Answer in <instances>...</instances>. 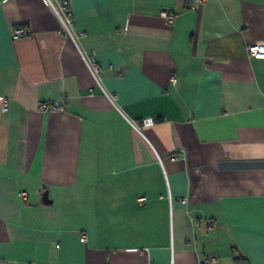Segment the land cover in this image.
Listing matches in <instances>:
<instances>
[{
	"label": "crops",
	"instance_id": "1",
	"mask_svg": "<svg viewBox=\"0 0 264 264\" xmlns=\"http://www.w3.org/2000/svg\"><path fill=\"white\" fill-rule=\"evenodd\" d=\"M67 1L0 0V264H264V0Z\"/></svg>",
	"mask_w": 264,
	"mask_h": 264
},
{
	"label": "built area",
	"instance_id": "2",
	"mask_svg": "<svg viewBox=\"0 0 264 264\" xmlns=\"http://www.w3.org/2000/svg\"><path fill=\"white\" fill-rule=\"evenodd\" d=\"M177 1L185 3L188 6V8L194 10L200 3L205 2L206 0H177ZM48 3L60 22V26H61L60 32L63 35L70 37L71 40L75 42V40L80 34H76L74 32V24H73L72 15L69 9L68 1L67 0H57L55 2H51L50 0H48ZM161 15L164 18L165 22L171 23L173 21V15H171L170 13L162 12ZM28 34H29V31L25 27H16L13 29L12 37L21 38V37L27 36ZM247 53L250 58L264 59V45L254 44V45L247 46ZM81 57L85 65L87 66L90 74L94 78L95 82L99 85L98 75L100 73V68L95 62L94 53L93 52L81 53ZM116 74L121 75L120 72H117ZM171 82L175 83L176 79L174 77H171ZM108 98L111 102L114 101L113 96L109 95ZM1 107L3 110H6L7 108L6 101L4 100L2 101ZM62 109H63V99L62 98L54 102H43L42 101V102H39L37 105V110L40 112H57V111H61ZM130 124L131 126H133V128H135L137 131L140 132L141 129L152 126L154 124V120L151 117H144V118H141L138 122H130ZM175 158H176L175 155H172L170 157L171 160H174ZM19 196L21 198H25L26 194L25 192L21 191L19 193ZM179 200L182 203H184L185 201L184 198H180ZM137 201L139 203H142L145 201V197H138ZM204 225L208 230L215 229V225L213 224L212 220H207L204 223ZM80 241L84 243L86 241L85 236H81ZM217 258H218V255L216 253H208L201 260L200 264H213L217 260Z\"/></svg>",
	"mask_w": 264,
	"mask_h": 264
},
{
	"label": "water",
	"instance_id": "3",
	"mask_svg": "<svg viewBox=\"0 0 264 264\" xmlns=\"http://www.w3.org/2000/svg\"><path fill=\"white\" fill-rule=\"evenodd\" d=\"M41 200L43 201V203H48L49 200L47 199V193L46 191H44L41 195Z\"/></svg>",
	"mask_w": 264,
	"mask_h": 264
}]
</instances>
